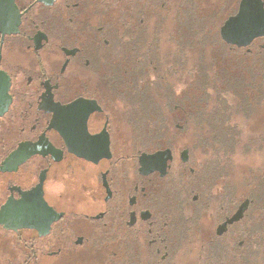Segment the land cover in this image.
<instances>
[{
	"label": "flooded vegetation",
	"instance_id": "flooded-vegetation-1",
	"mask_svg": "<svg viewBox=\"0 0 264 264\" xmlns=\"http://www.w3.org/2000/svg\"><path fill=\"white\" fill-rule=\"evenodd\" d=\"M106 14V0H0L11 99L0 117V264H234L251 194L249 181L235 189L234 142L214 131L210 148H177L185 111L178 134L157 137L152 119L139 129L136 111L116 108L127 45ZM262 41L225 46L251 54ZM194 119L202 128L199 110Z\"/></svg>",
	"mask_w": 264,
	"mask_h": 264
},
{
	"label": "rangeland",
	"instance_id": "rangeland-1",
	"mask_svg": "<svg viewBox=\"0 0 264 264\" xmlns=\"http://www.w3.org/2000/svg\"><path fill=\"white\" fill-rule=\"evenodd\" d=\"M237 1L106 0V21L113 26L114 32L122 36L123 44L132 40L131 33L136 37L131 55L123 50L128 53L127 58L132 56L144 60L147 57L150 61L148 84L152 85L144 86L145 93L142 84L138 85V75H135L134 81L130 82L131 79L126 78L123 83V92L133 83L131 87L139 98L145 95L152 100L157 97L159 101L158 105L153 102L147 104L153 106L158 117L151 116L153 108L146 115L140 114L136 121L139 129L143 125L148 127V120L152 119L151 126L162 136L168 133H163L167 126L171 127V133L178 134L175 126L181 127L184 124L185 111L192 120L187 123L189 126L185 135H176L174 146L178 148L189 144L194 148L200 139L208 142L210 148V142H214L212 127L205 123L202 128H198L190 115L196 114L197 110L203 115L216 108L223 114L220 106L229 107L225 114L229 116L227 129L232 133L231 141L234 142V184L236 191L241 193L243 184L264 178V48L258 47L264 45V41L254 46L251 54H245L244 51L233 53L229 48L212 44L206 33L209 28L211 32L213 29L205 22L208 27L201 32L205 39H199L198 36L194 45L189 47L184 45L185 30L180 25V19L188 14L197 20L213 12L217 14L214 19L217 27L214 30L217 29L218 34ZM130 26L133 31L129 33L127 30ZM141 30L143 38L138 43ZM122 67H125L124 58ZM238 80L239 84H236ZM126 83H129L128 86H125ZM241 86H245L243 100L235 95ZM204 99L207 102L206 109H203ZM177 104L182 107H177ZM116 108L121 109L122 113L128 109L124 104H116ZM176 264H195V260L191 257L177 261ZM234 264H242V261L237 259ZM245 264H264V250L256 259H249Z\"/></svg>",
	"mask_w": 264,
	"mask_h": 264
},
{
	"label": "trees",
	"instance_id": "trees-1",
	"mask_svg": "<svg viewBox=\"0 0 264 264\" xmlns=\"http://www.w3.org/2000/svg\"><path fill=\"white\" fill-rule=\"evenodd\" d=\"M216 13H209L205 14L202 18H199L197 20H193L190 18L189 14L187 16H183L180 19V25L185 30V34L183 36L184 45L192 47L194 43L197 41V38L199 36V39L202 38L205 39L202 35V31L208 26H206L205 22L209 23L213 29V31H210V28L207 30L208 33H206L207 38L211 40L212 44L220 48L226 49L227 47L225 44L220 40L219 35L216 33L217 29L214 30V27H217V23L214 21L216 17ZM215 22V23H214ZM205 24V26H204ZM130 30H132V27L130 26L127 30L130 33ZM140 40L138 43L142 42L143 38V31L141 30V34L139 35ZM131 39L128 40L127 45V51L128 53L131 52V47L134 45V42L136 40V37L131 33ZM198 39V40H199ZM200 42V40H199ZM144 43V42H143ZM203 44L205 42L203 41ZM136 48V46H135ZM127 53V54H128ZM131 55V54H130ZM129 57V56H128ZM149 59V58H148ZM147 57L145 59H137L136 57L130 56L129 58H124V64L125 67L123 68V77L131 79L130 82L134 81L136 79L135 75L137 76L138 85L142 84V86H148L152 85V83L148 84V73L150 70H148L149 62ZM148 61V62H147ZM137 81V80H136ZM126 82V81H124ZM123 82V83H124ZM129 83H126L125 86H128ZM131 86L133 83H130ZM127 87L126 91L123 92L125 95L123 99V103L128 109H132L136 111L137 116L139 115H146L148 113V110H151L153 108L152 105H147L148 102H153L155 105L159 104V101L157 97H154L153 100L149 99L148 97L144 98L138 97L135 92H133L132 87ZM146 87H144V93H145ZM245 86H241V89L238 91L239 93H244ZM204 106L203 109H206L207 102L205 99L203 100ZM177 107H182L180 104H177ZM158 108V107H157ZM220 109L222 113L220 114L219 110L216 108L215 110H210L207 113H203V123L209 125L212 127V132H216V134H219V141L220 143H223V145H226V143L230 142L232 140L230 131L227 129V126L229 124V116L226 115V111L229 109V107L223 106V108L220 106ZM194 110V108H193ZM150 114L152 117H158L155 113V109L153 108L150 111ZM149 115V114H148ZM193 119L195 118V113L193 115H190ZM144 117L145 116H140ZM190 118V117H189ZM205 118V119H204ZM215 130H214V129ZM155 136L160 137L162 133H160L158 130L154 129ZM147 130H144L143 133H147ZM250 206L247 211V215L245 218V222L247 225H245V222H243L240 226L241 233L236 234L235 238V260L239 259L242 261V264H245L246 261L249 259L257 258V256L262 253L264 250V178L259 179H253L250 182ZM263 225V226H261ZM263 227V228H261ZM246 229H248V233H243Z\"/></svg>",
	"mask_w": 264,
	"mask_h": 264
},
{
	"label": "water",
	"instance_id": "water-1",
	"mask_svg": "<svg viewBox=\"0 0 264 264\" xmlns=\"http://www.w3.org/2000/svg\"><path fill=\"white\" fill-rule=\"evenodd\" d=\"M4 11H8V9L5 8ZM218 35L224 44L235 46L238 49L247 48L255 39L264 38V5L262 1L240 0L237 13L232 17H228L223 22L219 28ZM8 90L9 79L4 73L0 72V117L6 113L11 102ZM82 106H84V103L77 101L64 108L70 110L78 109ZM75 151L77 156L86 157V154H84L81 149L80 152L78 149ZM166 153L170 158L169 152ZM158 155H160V153L152 156L143 155V158L153 160L156 159ZM247 206L248 201H244L228 223L238 222L246 211ZM4 210L5 209H1L0 211V224H2L4 220Z\"/></svg>",
	"mask_w": 264,
	"mask_h": 264
}]
</instances>
